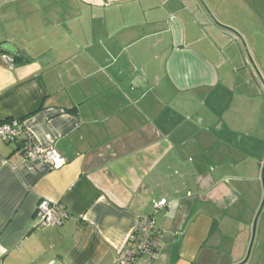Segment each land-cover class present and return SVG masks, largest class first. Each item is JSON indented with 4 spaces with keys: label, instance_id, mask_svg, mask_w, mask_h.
I'll return each instance as SVG.
<instances>
[{
    "label": "crops",
    "instance_id": "0c3cea01",
    "mask_svg": "<svg viewBox=\"0 0 264 264\" xmlns=\"http://www.w3.org/2000/svg\"><path fill=\"white\" fill-rule=\"evenodd\" d=\"M203 2L264 78V0ZM208 17L198 0H0V44L27 54L0 61V123L22 122L65 160L27 161L0 139V264H115L149 213L160 243L141 264L243 259L262 198L264 90ZM41 200L70 217L35 227Z\"/></svg>",
    "mask_w": 264,
    "mask_h": 264
},
{
    "label": "built area",
    "instance_id": "2783aa9c",
    "mask_svg": "<svg viewBox=\"0 0 264 264\" xmlns=\"http://www.w3.org/2000/svg\"><path fill=\"white\" fill-rule=\"evenodd\" d=\"M0 61L7 67L15 65V57L4 51L0 46ZM0 139L7 143H16L21 147L24 160L44 161L52 168L58 169L65 164V160L57 151L51 147L41 146L34 135L20 121H5L0 123ZM152 206L155 209L167 206V200L161 198L153 200ZM66 207L59 202L41 200L35 209L34 226L46 228L59 226L64 220L70 217ZM154 215L144 214L138 217L135 228L132 230L123 247L119 249L115 264H141L143 256H154L157 253L160 241V233L155 228Z\"/></svg>",
    "mask_w": 264,
    "mask_h": 264
},
{
    "label": "water",
    "instance_id": "95a60500",
    "mask_svg": "<svg viewBox=\"0 0 264 264\" xmlns=\"http://www.w3.org/2000/svg\"><path fill=\"white\" fill-rule=\"evenodd\" d=\"M198 1L201 4V6L203 7V9L205 10V12L207 13V15L209 16L208 18H210L213 21V23H215L216 25L221 27L223 30H227V31L233 33L239 39V42L241 43L243 50L245 52L244 54H246V57L250 63V66L253 68V70L257 76L256 78H258V80L260 81V83L263 87V90H264V78H262L263 76L261 75L257 66H255V62L253 61L251 54H249L250 52H249V49L247 47L246 41H244L245 40L244 37L234 28L227 26L225 24H222L219 21H217L216 18H214L213 14L209 11L207 6H205V3L203 2V0H198ZM0 46L4 51H6L10 54L15 55L17 52L16 46H14L13 44L4 42V43H1ZM19 56L25 57V56H27V54L24 52V53H20ZM259 176H260V183H261V189H262V198L259 202V206H258L256 212L254 213V217H253L252 223L250 225L251 226V233H250V237H249V243L247 246V250H245L246 253H245L243 259H241L240 261H238L236 263H232V264H246V262H248L250 255H251V249H252V246L254 243V239H255L254 237H255L256 229H257L256 225L258 224V219H259L260 214H261L260 212H262L263 207H264V159L261 163Z\"/></svg>",
    "mask_w": 264,
    "mask_h": 264
},
{
    "label": "rangeland",
    "instance_id": "374dc122",
    "mask_svg": "<svg viewBox=\"0 0 264 264\" xmlns=\"http://www.w3.org/2000/svg\"><path fill=\"white\" fill-rule=\"evenodd\" d=\"M259 221H258V224L256 225L257 229H256L255 237H254L255 238L254 239V243H253V246H252V249H251V255H250V258H249L248 262H246V264H263V261H264V249H263V252L260 253V258L257 260V262L254 261V252L258 248H260V242H259L260 234H259L258 231H259L260 224H262L263 220L261 219L260 223H259ZM262 243H263V246H261V247H264V242H262Z\"/></svg>",
    "mask_w": 264,
    "mask_h": 264
},
{
    "label": "trees",
    "instance_id": "16d2710c",
    "mask_svg": "<svg viewBox=\"0 0 264 264\" xmlns=\"http://www.w3.org/2000/svg\"><path fill=\"white\" fill-rule=\"evenodd\" d=\"M14 57H15V61H17L18 59L23 60V59H22L21 57H19V56L14 55Z\"/></svg>",
    "mask_w": 264,
    "mask_h": 264
}]
</instances>
